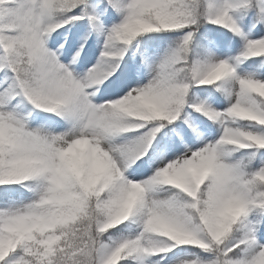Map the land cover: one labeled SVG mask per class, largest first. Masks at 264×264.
Listing matches in <instances>:
<instances>
[{
    "label": "snow or ice",
    "instance_id": "6c2138e0",
    "mask_svg": "<svg viewBox=\"0 0 264 264\" xmlns=\"http://www.w3.org/2000/svg\"><path fill=\"white\" fill-rule=\"evenodd\" d=\"M0 264H264V0H0Z\"/></svg>",
    "mask_w": 264,
    "mask_h": 264
}]
</instances>
